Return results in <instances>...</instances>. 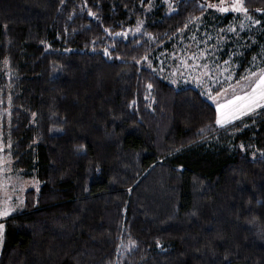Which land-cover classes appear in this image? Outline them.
Here are the masks:
<instances>
[{"label": "trees", "instance_id": "obj_1", "mask_svg": "<svg viewBox=\"0 0 264 264\" xmlns=\"http://www.w3.org/2000/svg\"><path fill=\"white\" fill-rule=\"evenodd\" d=\"M218 1L0 0L3 130L40 182L2 220L0 264H264V105L215 126L200 88L141 64L207 12L232 25ZM241 2L238 75L264 65V0Z\"/></svg>", "mask_w": 264, "mask_h": 264}, {"label": "rangeland", "instance_id": "obj_2", "mask_svg": "<svg viewBox=\"0 0 264 264\" xmlns=\"http://www.w3.org/2000/svg\"><path fill=\"white\" fill-rule=\"evenodd\" d=\"M205 6L209 10L220 13L234 12L237 18L233 19V24L230 26L224 25L219 26L218 30H206L202 25L206 23L208 17L209 19L211 17V14L207 12L198 17L191 28L179 32L170 48L146 57L141 64L159 72L176 86L193 85L200 88L204 96L216 105L215 126H219L218 120H229L228 113L235 114L239 110L264 105V84H261V78L264 77V65L256 61L251 67L246 68L242 75H238L242 60L236 62L234 51L231 52V46L229 47L228 43L233 41V37L237 39L235 42L240 43L239 39H243V33L254 25L253 22L250 23L252 18L244 10L241 0L206 2ZM222 8L227 11H221ZM226 16H223L221 22L226 20ZM137 31L138 28L127 30L124 35ZM234 46L236 47V44ZM237 49H240V46ZM237 49H235L236 54H238ZM224 54L227 57L221 60ZM3 70L6 75L9 74L6 63ZM217 85L222 86V89L214 92L212 88ZM257 85L260 86L257 87ZM11 90L9 83L5 85V89H0V225L3 226L0 229V251L4 231L2 220L22 211L25 192L31 188L37 189L40 185L37 178H26L22 171L15 167L11 153L12 142L3 130V118H7L8 123L10 120ZM4 93L7 94L4 95ZM243 105L246 107L240 108ZM5 212L8 214L4 215Z\"/></svg>", "mask_w": 264, "mask_h": 264}, {"label": "crops", "instance_id": "obj_3", "mask_svg": "<svg viewBox=\"0 0 264 264\" xmlns=\"http://www.w3.org/2000/svg\"><path fill=\"white\" fill-rule=\"evenodd\" d=\"M249 102V101H248ZM243 103V102H242ZM263 103V102H262ZM249 103H247V105H248ZM263 105V104H262ZM261 106V105H260ZM260 106H253V108H248L247 110H243V111H241V110H239V112L238 113H235V114H227L228 116H230V118H229V120H227L228 122H226V123H224L223 124V126L224 125H226V124H228V123H230V122H232V121H234V120H236V119H238V118H240L241 116H243V115H245V114H247V113H249L251 110H253V109H256V108H258V107H260ZM246 107V105L244 106H241L240 108H245ZM219 126H221V125H219Z\"/></svg>", "mask_w": 264, "mask_h": 264}, {"label": "snow or ice", "instance_id": "obj_4", "mask_svg": "<svg viewBox=\"0 0 264 264\" xmlns=\"http://www.w3.org/2000/svg\"><path fill=\"white\" fill-rule=\"evenodd\" d=\"M221 11H227V9H220ZM239 10V9H236ZM261 84H264V77L261 78ZM260 85H257V87H259ZM237 99H240V97H237ZM228 121H225L224 119L218 120L217 123L220 124L221 126H223L224 123H226ZM8 213L5 212L4 215H7ZM2 225H0V229H2Z\"/></svg>", "mask_w": 264, "mask_h": 264}]
</instances>
